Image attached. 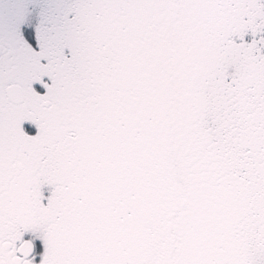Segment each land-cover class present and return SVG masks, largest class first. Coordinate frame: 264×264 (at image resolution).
Listing matches in <instances>:
<instances>
[{
    "label": "snow or ice",
    "instance_id": "obj_1",
    "mask_svg": "<svg viewBox=\"0 0 264 264\" xmlns=\"http://www.w3.org/2000/svg\"><path fill=\"white\" fill-rule=\"evenodd\" d=\"M0 264H264V0H0Z\"/></svg>",
    "mask_w": 264,
    "mask_h": 264
}]
</instances>
